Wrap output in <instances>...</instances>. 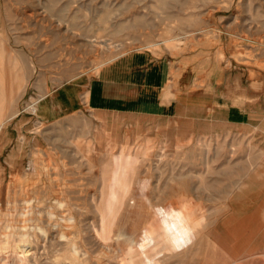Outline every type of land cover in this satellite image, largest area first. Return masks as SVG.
Returning a JSON list of instances; mask_svg holds the SVG:
<instances>
[{"label":"rangeland","instance_id":"1","mask_svg":"<svg viewBox=\"0 0 264 264\" xmlns=\"http://www.w3.org/2000/svg\"><path fill=\"white\" fill-rule=\"evenodd\" d=\"M131 52L176 111L90 106ZM0 111V264H264V0H0Z\"/></svg>","mask_w":264,"mask_h":264},{"label":"crops","instance_id":"2","mask_svg":"<svg viewBox=\"0 0 264 264\" xmlns=\"http://www.w3.org/2000/svg\"><path fill=\"white\" fill-rule=\"evenodd\" d=\"M170 67L166 57H155L148 52L122 54L103 66L98 75L90 81L89 104L92 108L100 110L140 115H170L177 108L175 100L169 98L166 93ZM4 78L5 81L10 79V75L4 74ZM9 79L2 81L5 89V85L10 89V85L12 87L14 83V90H19L21 81ZM15 94L13 93V96ZM12 98L4 101L3 108L12 107ZM3 113L4 111H0V119ZM3 130L0 148L7 138V131Z\"/></svg>","mask_w":264,"mask_h":264},{"label":"bare ground","instance_id":"3","mask_svg":"<svg viewBox=\"0 0 264 264\" xmlns=\"http://www.w3.org/2000/svg\"><path fill=\"white\" fill-rule=\"evenodd\" d=\"M4 105H5V104H4ZM16 113H17V112H16ZM13 116H15V113H14V115H13ZM3 123H4V122H3ZM1 124H2V123H1ZM1 124H0V125H1ZM0 128H1V126H0Z\"/></svg>","mask_w":264,"mask_h":264}]
</instances>
